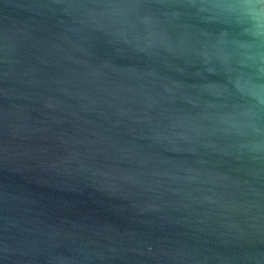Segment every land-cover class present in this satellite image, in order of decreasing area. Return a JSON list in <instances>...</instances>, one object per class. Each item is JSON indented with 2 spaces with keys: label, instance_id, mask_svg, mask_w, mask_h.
Here are the masks:
<instances>
[{
  "label": "water",
  "instance_id": "1",
  "mask_svg": "<svg viewBox=\"0 0 264 264\" xmlns=\"http://www.w3.org/2000/svg\"><path fill=\"white\" fill-rule=\"evenodd\" d=\"M0 264H264V0H0Z\"/></svg>",
  "mask_w": 264,
  "mask_h": 264
}]
</instances>
